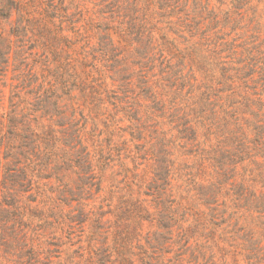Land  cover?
Segmentation results:
<instances>
[{
  "label": "rangeland",
  "instance_id": "rangeland-1",
  "mask_svg": "<svg viewBox=\"0 0 264 264\" xmlns=\"http://www.w3.org/2000/svg\"><path fill=\"white\" fill-rule=\"evenodd\" d=\"M14 2L0 264H264V0Z\"/></svg>",
  "mask_w": 264,
  "mask_h": 264
},
{
  "label": "trees",
  "instance_id": "trees-1",
  "mask_svg": "<svg viewBox=\"0 0 264 264\" xmlns=\"http://www.w3.org/2000/svg\"><path fill=\"white\" fill-rule=\"evenodd\" d=\"M14 0H0V11H5L7 13V16H4V19H8L11 14L12 9H14ZM7 53H9V50L7 48L5 53H0L1 56L6 55ZM7 59H5L2 65L7 64ZM3 67L0 66V71H4L2 69ZM42 102H44V104L46 103V100L44 99ZM42 110L44 112V115H47L49 112V110L46 108V106H42ZM1 143V141H0ZM9 220V213L8 211H3L0 214V223H1V227H0V246H5V242H6V229H7V222Z\"/></svg>",
  "mask_w": 264,
  "mask_h": 264
}]
</instances>
